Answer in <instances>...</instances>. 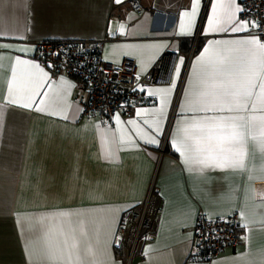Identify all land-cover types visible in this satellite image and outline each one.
<instances>
[{"label":"crops","instance_id":"crops-1","mask_svg":"<svg viewBox=\"0 0 264 264\" xmlns=\"http://www.w3.org/2000/svg\"><path fill=\"white\" fill-rule=\"evenodd\" d=\"M128 1L0 0V31L5 34L0 44L13 46L0 48V264H40L35 252L43 246L45 229L53 227L41 218L62 212L86 213L94 221L90 240L104 250L96 257L103 264H264V150L259 129L249 131L243 169L186 165L171 142L183 126L178 123L183 119L182 105L187 113L185 93L196 88L202 72L198 57L205 48L211 55L219 49L241 47L209 42L256 34L250 28L209 33L208 21L217 0H200L191 34H181L180 23L186 21L183 13L191 11L192 0H140L145 7L142 14ZM236 3L241 8V0ZM240 12L236 19L244 21ZM106 36L110 39L104 46V58L118 64L131 57L141 76L161 57L176 53L177 58L168 55L165 59L172 72L169 83L141 84L151 103L134 106L128 118L117 113L103 122L101 115L83 117L82 102L89 98L86 84L44 63L37 44L43 39L99 40ZM20 48L28 51L20 52ZM17 56L48 73L47 77L38 74L43 83L36 87L29 79L36 70L17 67V97L23 95L22 88L40 93L30 109L8 102ZM167 88L172 91L166 94L157 133L151 121L165 94L153 96L149 90ZM41 99L43 104L38 103ZM53 111L58 114L52 115ZM128 120L137 124L129 125ZM137 126L155 135L158 144L145 143ZM107 150L112 151L111 157ZM153 178L164 210L156 232L140 240L129 263L118 228L145 199ZM201 214L211 218L237 214L241 226L238 247L210 260L193 258L194 230ZM29 246L34 253L31 258Z\"/></svg>","mask_w":264,"mask_h":264},{"label":"snow or ice","instance_id":"snow-or-ice-1","mask_svg":"<svg viewBox=\"0 0 264 264\" xmlns=\"http://www.w3.org/2000/svg\"><path fill=\"white\" fill-rule=\"evenodd\" d=\"M114 2L120 4L123 0ZM199 6L200 0H192L191 11L183 13L186 21L182 20L180 23L181 34H191ZM240 11L244 10L239 8L236 0H217L212 8V18L208 21V32L236 33L251 26L260 28V33L264 34V27L257 25L255 21H238L236 13ZM4 35L0 31V37ZM209 43L241 47L219 49L211 55L210 49L205 48L204 55L198 57L197 62L201 64L202 72L196 88L185 93L187 113L182 105L183 119L178 123L183 126L178 127L171 142L176 146L175 150L183 156L186 165H199L201 169L208 166L243 169L250 130L259 129L261 149L264 150V41L260 40L259 35H252L239 40H217ZM11 47L13 46L9 44H0V48ZM19 51L26 52L28 49L20 48ZM2 59L0 56V60ZM180 63H183L182 58ZM15 65L11 69L8 102L30 109L37 103L34 97L40 93L35 88H22L19 91L23 95L17 97V89L14 88L17 67L23 65L36 70L29 74L30 81L36 87L43 83L38 74L47 77L48 73L39 64L19 56L15 57ZM176 75H179L178 69ZM189 85H192L191 80ZM171 91L172 88L149 90V95L165 94L161 95L162 107L158 110V115L151 121L152 128L157 133L160 132V120L163 118V105L167 103L166 94ZM38 103L43 104L44 100L41 99ZM37 110L44 111L39 107ZM144 111L141 109V112ZM256 112L261 115H246ZM51 114L58 113L53 111ZM116 119L119 120L118 115ZM127 124L136 125L137 122L128 120ZM137 128L145 143L158 144L155 135L139 129V126ZM251 138L255 140L257 137ZM120 142H124L123 137ZM106 155L111 157L113 153L107 150ZM41 221L44 224L50 222L53 227L45 229L43 246L35 252L40 264H103L96 257L103 254L104 250L94 247L90 240V228L94 221L89 219L88 214L62 212L51 217H42ZM28 254L30 258L34 254L31 246Z\"/></svg>","mask_w":264,"mask_h":264},{"label":"built area","instance_id":"built-area-1","mask_svg":"<svg viewBox=\"0 0 264 264\" xmlns=\"http://www.w3.org/2000/svg\"><path fill=\"white\" fill-rule=\"evenodd\" d=\"M128 3L138 14L145 11L140 0H129ZM241 9L244 10L240 12L242 20L255 21L264 27V0H241ZM249 28L264 41L260 28ZM109 39V36L99 40L43 39L37 44L39 57L44 63L56 72H65L86 84L89 98L82 102L83 117L101 115L103 122L106 117L117 113L130 117L134 106L152 101L141 90V84H166L172 76L165 61L169 54L161 57L144 76L138 73L137 62L131 57H125L118 64L107 61L103 51ZM170 57L175 60L177 54L172 53ZM163 210V200L153 178L145 199L130 210L118 228V239L127 249L129 263L140 240L156 232ZM193 241L192 257L195 259L210 260L227 250L236 249L241 241L239 216L231 214L211 218L201 214L196 222Z\"/></svg>","mask_w":264,"mask_h":264},{"label":"water","instance_id":"water-1","mask_svg":"<svg viewBox=\"0 0 264 264\" xmlns=\"http://www.w3.org/2000/svg\"><path fill=\"white\" fill-rule=\"evenodd\" d=\"M169 58H170V54H169ZM167 63H168V61H167ZM167 63H166V66H167V65L169 66V64H167Z\"/></svg>","mask_w":264,"mask_h":264}]
</instances>
